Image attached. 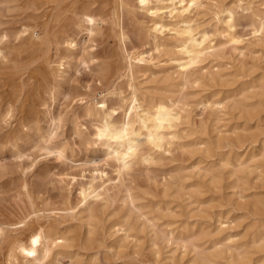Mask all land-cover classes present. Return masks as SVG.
<instances>
[{"label": "bare ground", "instance_id": "6f19581e", "mask_svg": "<svg viewBox=\"0 0 264 264\" xmlns=\"http://www.w3.org/2000/svg\"><path fill=\"white\" fill-rule=\"evenodd\" d=\"M2 2L47 5L52 11L47 19L22 24L13 33L2 28L0 30L1 72L19 73L40 59L46 64L43 70L47 86H38L36 97L40 101L38 106L43 108L42 113L46 116L47 133L39 135L40 143L36 148L45 155L67 160L65 150L54 145L67 111L54 113L45 101L50 100L54 107L55 99L61 95L66 82L64 71L71 67V61H75L77 73L86 71L91 74L92 80L99 81V94H91L89 86H73L70 92L74 94L72 101L82 109L81 116L95 123L92 124L94 142L105 149L104 162L111 167L112 173L95 171L84 183H78L72 177L68 185L71 188L77 186L76 202L71 201L73 191L63 189L65 194L61 195V207H54L40 191L30 189L25 179L22 194H19L22 196L12 213L0 212V253H3L4 264H62L63 259H68L69 264H98L99 253L103 252L102 257L105 258L110 251H113L116 261L122 260L126 255L122 252L129 248L133 254H138L142 242L137 233L143 234L146 228L153 234L148 241L149 247L155 250L153 255L159 258L158 221L164 211L171 212L168 205L175 202L165 203L164 200L176 196L179 202L183 203L185 198L191 205L192 199H195L199 208L202 202L195 198L196 194L203 196L206 194H202L204 189L220 190L224 185L223 175L229 179L226 186L233 191L231 197H236L235 206L242 207L251 216L244 233L241 236L232 233L224 236L230 229V222L227 218L224 221L218 218L215 229H211L210 225L184 227L177 238L173 231L167 232L165 237L161 234L160 238L169 245L179 244L183 257L190 256L187 264H264V193L258 191L264 188V139L258 141L253 135L244 140L235 133L234 139H231L230 134L228 137L219 136L224 133L221 131L217 132L216 138L213 137L214 140H210L211 137L194 139L186 146L181 143L186 135L180 134L178 129L183 118L186 116V120L188 117V104L183 96L174 95V89L177 86L183 90L189 85H200L206 79L205 76H196L203 69L201 65L207 60L221 59L224 51L222 45L237 51L240 56L247 52L245 42L235 33L237 25L233 10L222 11L223 27L220 31H212L199 30L194 25L193 18L203 7L198 0H72L70 7L65 9L61 6L63 0ZM136 16L147 18L149 24L140 50L131 45L124 22L125 17L131 21ZM254 19L251 33L253 39L258 40L264 35V18L256 14ZM106 27L112 29L123 61L121 68L113 74L110 73V64H97L95 53L84 49L77 52L79 41L69 34L71 30H76L86 41H92ZM220 39L223 42L217 41ZM146 47L150 48L149 51ZM152 50L163 54L166 62H154L150 55ZM51 52L53 56L49 55ZM65 53L73 57H67ZM166 63L172 65L174 72L164 77L161 95L146 93V88L142 91L141 86L137 87L135 78L138 74L152 73L150 75L153 76L156 71H163ZM215 68L217 70L207 75L211 83L222 77L219 67ZM107 73L108 76L111 74L108 78ZM123 80L128 84L127 94L121 90ZM251 88L255 90L254 96L258 95L264 101V83L252 85ZM113 100L116 104H112ZM225 105L220 100L199 103L202 113L209 111L210 115L215 116V124L221 121L218 115ZM263 107L260 101L257 104L243 102L235 109L245 115L247 124L259 115ZM10 114L12 110L7 109L5 116L10 117ZM72 115L74 120H79L75 112ZM206 127L200 128L198 133L205 135ZM242 131L247 129L243 128ZM186 147H195L194 152L201 157L191 166L192 173L177 169L174 175L168 176V179L163 177L157 183L155 176H150L153 174L149 168L162 165L174 150L190 154ZM204 164L206 167H201ZM137 166L146 169L144 181L134 174ZM194 176L201 183L188 185L187 181ZM205 182V186H199ZM189 187H195V190L188 191ZM118 202H121L118 211L114 209L108 213ZM147 209L154 210L149 212ZM68 220H74L78 225L65 224ZM144 242L148 243L146 240ZM127 251L129 253L130 250Z\"/></svg>", "mask_w": 264, "mask_h": 264}, {"label": "rangeland", "instance_id": "374dc122", "mask_svg": "<svg viewBox=\"0 0 264 264\" xmlns=\"http://www.w3.org/2000/svg\"><path fill=\"white\" fill-rule=\"evenodd\" d=\"M198 1L202 3L201 6L203 7L193 18L194 25H196L199 30L220 31L223 27L221 19L224 17V13H222V11L232 9L237 25L235 33L245 42L247 52L244 56H240L237 51L230 50L227 45H222L224 51L221 59L207 60L201 65L203 69L201 72H198L196 76H205L206 79H203L200 85H189L190 87L187 86L183 90H181L180 86H177L174 89L176 92L174 95L183 96L184 101L188 104V117L185 120V116L182 120V124L178 127L179 133L186 135V137L181 140V143L189 146L187 144H190L194 139L204 140L210 139L211 137L210 140H214L213 137L216 138L215 136L217 132L221 131V133L224 132L222 135H219L221 137H228L230 134L229 138L234 139L235 135L233 134L235 133L242 136L244 140H248L254 135V138H257L256 140L261 141L264 139V107L260 110L259 115L253 120L248 121L247 124H245V115L235 108L239 103L243 102H246L247 104H257V102L260 101L261 104L264 105L263 98H260L258 95L254 96L255 90L251 88L252 85L264 83V35L256 40L253 39L251 33L252 25L255 24V15L258 14L264 18V0ZM71 4L72 0H63L61 6L65 9L69 8ZM51 13L52 11L49 10L47 5L43 6L34 3L5 4L0 0V22L2 24L0 30L3 29L9 33H13L22 24L27 25L33 21L45 20ZM164 20L167 21L166 19ZM124 22L129 33L131 45L135 49L140 50L142 43L147 37L146 30L149 25L148 19L142 16H136L135 20L130 21L129 18L125 17ZM138 33L140 35H138ZM69 34L72 38H75L77 42L79 41L77 52H81L84 49L86 52L95 53L98 58L97 64L104 63L105 66L110 64L111 74L116 73L121 68L123 62L122 56L119 50V45L110 27H106V29H102L98 32L97 36L94 37L92 41H86L82 36L77 34L76 30H71ZM217 41L220 43L223 42L221 39ZM149 49L150 48L146 47V50L149 51ZM49 55L53 56L54 54L51 52ZM65 55L68 57L70 54L65 53ZM150 55L154 62L159 61L163 64L167 60L163 54H158L154 50L150 52ZM70 56L73 57V55ZM37 62L32 64L28 69L19 71V73H13V71H0V77L2 80L0 81V212L4 214L12 213L11 210L14 209L16 203L22 196L19 194H22L21 188L25 179L30 189L40 191V194H43V197L48 198L47 201L54 207H61L63 202L61 195L65 194L63 189H71L73 191L71 192V201L73 203L76 202L77 186L71 188V185H68V181L71 180L72 177H74L78 183H84L92 174H94L95 171H107L109 175H112L110 172L111 167L107 166L104 162L105 149L94 142V126L92 124L95 123H91L81 116L82 109L76 105L75 101H72L74 99V94L70 92L73 86H89L91 94H99V81L92 80L91 74L86 71L80 70V72L77 73L75 71V61H71V67L64 71L66 74V82L61 91V95L55 99L54 107L50 100L47 99L45 101L46 106L50 105V109H53L54 113L59 112V110H64V112L67 111V116L64 115L65 118L62 128L57 132L54 139V145L65 150L67 160L57 159L54 155H45L42 151H39L36 148L40 143H38L39 135H45L47 133L46 116L42 113L44 112L43 108L38 106L40 101L36 97L37 87L47 86L43 70L45 69L46 64H44L43 59H40V61L38 60ZM217 66L219 67L218 71L222 77L216 82L211 83L208 80L207 75L217 70V68H215ZM173 72L174 68L172 65L166 63L163 71L160 73L156 71L157 75H150L152 73L138 74L135 78V83L137 87L140 88L141 86V90L146 88L144 89L146 93L161 95L163 93L161 88L164 77ZM111 74H109V76ZM107 76L108 73L106 77ZM121 90L124 94H127L128 84L126 83V80L121 82ZM67 91L68 95L64 96ZM245 97L247 99L249 98V100ZM206 100H220L224 102V105L226 104L225 109L218 115L221 120L219 124H215V116L210 115L209 111L202 113L199 103ZM112 104H116V101L113 100ZM7 109L12 110L10 117L5 116ZM74 112L79 116L78 121L74 120L75 118L72 115ZM213 126L215 130L213 129ZM202 127H206L207 129L205 135H200V133H198ZM243 128L247 129V131H242ZM186 148L188 152H191L190 154H181L179 150H174L175 152H172V156L168 160H165L162 165H156L149 168L153 174L150 176H155L157 183H160L159 180L163 177L168 179V176L174 175L177 169H182L183 171L185 169L184 172L189 173L191 171L190 173H192L191 166L197 163L201 157L198 153L196 154L194 152L196 150L195 147ZM239 151H241V149ZM207 161L210 160L208 159ZM201 167L206 166L204 164ZM145 172L146 169L144 167H135L134 174L135 176L140 177V181H144ZM225 177L226 175H223L224 188L222 187L215 192L205 191L204 189L202 194H206L203 196H201V194H199L200 196L196 194L195 198L199 202H202L199 208L194 202L195 199H192L193 204L191 205H188L185 198H183L184 204L179 202L176 196L164 200L166 201L165 203L173 201L177 202L168 205L169 209L170 207L172 209L171 212H161L165 219L162 218L160 213L161 219L158 221V244L161 246L159 247V258H156V256L153 255L155 254V250L149 247L150 242L148 241L153 238V234L149 228H146L143 234H141L142 232H138L139 235L137 233V236L142 242L138 254H133V250L129 248L127 249L130 250L129 253H127V250H124L122 253L126 255L123 256L122 260L116 261V258L113 257V251L106 253L105 258L102 257L104 256V253L100 252L97 256L98 264H119V262L120 264L126 262L131 264H187V260L190 256L186 255V257H183V251L179 244L177 246L175 243L169 245L162 240V237L160 238V235L163 234L161 236L165 237L167 236V232L173 231V235L177 238L181 229L184 227L190 228L191 226L199 228L200 226L210 225L211 229H215L217 225V222L215 221H218L219 219L224 221L227 218L230 222L229 228L231 230H227L224 236L231 233L239 234L238 236H241L244 233L246 225L251 221V216L248 212H245L246 210L242 209V207L235 206L236 197H233V195L231 197L233 191L226 186L229 179L228 177ZM200 183L201 182L197 176H194L187 181L188 185ZM206 184L207 183L205 182L199 186H205ZM194 188L189 187L188 191H194ZM258 191L264 193V188ZM204 203L206 204L204 205ZM178 204L181 205L179 206ZM119 205L121 206V202H118L115 206L111 207L108 210V213L117 209ZM166 205H164V207ZM153 210L154 209H150L148 211L151 212ZM181 212L183 213L181 214ZM165 213L169 217H167ZM133 215L135 217L136 213ZM166 217L168 220H166ZM73 221L74 220H68L65 224L78 225V222ZM150 235L152 237H150ZM145 240L148 243L144 242ZM144 243L146 244L144 245ZM0 254V264H4L3 253L1 252ZM136 255H138V257ZM166 256L169 259L171 258V260L168 258L166 259ZM147 261L150 263H147ZM61 263L69 264V261L68 259H63Z\"/></svg>", "mask_w": 264, "mask_h": 264}, {"label": "snow or ice", "instance_id": "6c2138e0", "mask_svg": "<svg viewBox=\"0 0 264 264\" xmlns=\"http://www.w3.org/2000/svg\"><path fill=\"white\" fill-rule=\"evenodd\" d=\"M31 254V253H30Z\"/></svg>", "mask_w": 264, "mask_h": 264}]
</instances>
